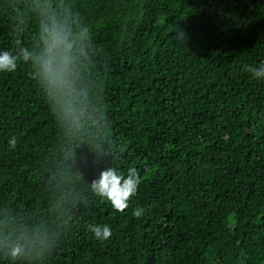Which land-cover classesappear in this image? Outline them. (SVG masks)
<instances>
[{"label":"trees","instance_id":"1","mask_svg":"<svg viewBox=\"0 0 264 264\" xmlns=\"http://www.w3.org/2000/svg\"><path fill=\"white\" fill-rule=\"evenodd\" d=\"M51 2L92 36L71 119L31 63L0 71V264H264V0ZM45 3L0 0V53L39 51ZM106 167L142 179L123 212Z\"/></svg>","mask_w":264,"mask_h":264},{"label":"clouds","instance_id":"2","mask_svg":"<svg viewBox=\"0 0 264 264\" xmlns=\"http://www.w3.org/2000/svg\"><path fill=\"white\" fill-rule=\"evenodd\" d=\"M34 11L41 17L39 51L29 50L27 47H19L16 55L7 50L3 51L0 53V71H15L18 61L21 60L31 63L32 78L42 86L48 96L55 99L52 110H58L65 118L71 119L73 110L66 98H74L73 94L76 93L78 66L81 57L86 55L85 42L92 36L90 28L85 22L75 23L67 16L58 14L51 0H46L43 5H35ZM178 29L179 26H176L173 30H177L178 38L184 39V33ZM249 71L256 78L264 77V64L259 67L249 66ZM9 144L15 148L16 137H12ZM141 182L142 179L134 167L127 170V178L115 167H106L97 179L90 182V189L98 197L110 201L114 210L123 212L128 208L130 199L137 194ZM143 211L142 208H137L132 214L139 218ZM89 230L101 242L112 236V229L107 224H92ZM6 247V254L12 260L26 255L25 245L19 237L15 241L9 240Z\"/></svg>","mask_w":264,"mask_h":264}]
</instances>
